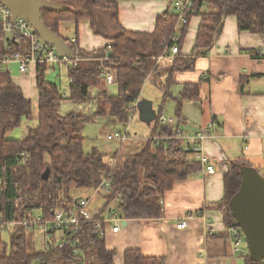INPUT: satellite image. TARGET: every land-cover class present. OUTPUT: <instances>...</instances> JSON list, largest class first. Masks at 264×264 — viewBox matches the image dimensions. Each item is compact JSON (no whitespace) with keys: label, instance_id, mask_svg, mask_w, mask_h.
Segmentation results:
<instances>
[{"label":"trees","instance_id":"trees-1","mask_svg":"<svg viewBox=\"0 0 264 264\" xmlns=\"http://www.w3.org/2000/svg\"><path fill=\"white\" fill-rule=\"evenodd\" d=\"M60 6L54 10L44 9L41 18L47 29L71 45L74 57L81 59L68 68L70 95L64 98L58 83L48 82L46 63L37 68L36 88L39 93V123L30 128L24 139H7V132L20 127L24 120H32L33 104L23 90L12 81L4 62L12 53H24V47L7 40L0 25V220L7 222L28 220L41 214L46 220L53 218L55 211L75 204L71 192L77 189H98L103 181H110L106 190L103 210L114 204L125 219L159 220L163 217L162 198L171 191L176 181H184L201 171V165L190 159L184 151V142L177 138V131L159 126L148 138L147 144L138 154L130 155L124 165L119 166L117 157H108L103 152L85 151L83 129L100 116L110 117L123 125L128 123V104L138 102L145 82H152L162 93V100L173 98V79L176 73L193 71L199 55L209 53L224 30L228 17L237 18L241 31L264 35V0H195L198 16L202 17L196 45L190 57L177 56L173 62L159 63V57L168 54L178 36L180 50L184 44L189 22L179 33L180 16L168 13L159 16L153 33L123 30L118 16V0H48ZM139 1V0H134ZM108 13L118 33L107 38L110 46L88 53L77 43L63 37L61 25L68 22L79 24L82 20L91 22L96 34L105 36L104 20L98 14ZM107 37V36H106ZM10 47L12 49H10ZM99 56L108 57L106 64L118 73V95L110 97L100 73ZM3 66V67H2ZM2 67V68H1ZM164 78V79H163ZM98 89L99 98H93L92 90ZM201 85L185 83L177 100L176 117L184 124L181 114L186 99L199 100ZM81 104L98 102L94 114L72 111L61 115L58 111L63 101ZM161 110L158 114H161ZM170 140L156 143L154 137ZM109 159H115L111 165ZM253 168L246 159L229 163L224 176L225 195L218 204L224 213L227 227H239L234 219L231 204L242 189L243 169ZM85 248L88 264H115V251L107 249L93 224H84ZM10 244L0 240V264H50L62 262L75 264L80 261L68 248L53 247L48 252L29 253L26 229L20 228ZM125 264H167L165 258L145 257L139 250L131 249L124 254ZM248 264L254 262L250 255Z\"/></svg>","mask_w":264,"mask_h":264},{"label":"crops","instance_id":"crops-1","mask_svg":"<svg viewBox=\"0 0 264 264\" xmlns=\"http://www.w3.org/2000/svg\"><path fill=\"white\" fill-rule=\"evenodd\" d=\"M118 1V16L123 30L153 33L157 18L168 14L169 6L176 0ZM98 16L105 22L102 29L105 36L96 34L89 20H82L78 25L64 23L60 31L68 40L76 37L81 49L88 53L108 47L111 40L107 38L114 37L119 30L115 29L108 13L100 12ZM201 21V16L190 21L180 56L192 55ZM178 31H183L182 26ZM5 35L7 40L22 45L26 53L27 47L22 41L7 33ZM12 64L15 63L5 67ZM19 74L11 76L12 81L33 104V119L26 125L28 131L39 123L37 68L31 66L26 77ZM152 81L151 77L146 82L158 88ZM173 82L174 97L164 102L160 93L162 106L158 110L143 91L137 103L142 100L152 102L156 119L150 124L142 122L152 129L150 136L159 128L157 115L160 110L166 116H174L177 119L174 127L183 129L189 136L215 122L210 137L202 143L216 170L215 174L199 175L201 170L187 180L176 181L173 189L162 198L163 217L159 220L131 219L123 222L119 232H108L106 247L116 252L115 264H125L124 254L131 249L139 250L145 257L165 258L167 264H248L247 256L234 253L225 216L218 204L224 199V176L231 161L246 158L264 176V35L241 31L237 18L228 17L223 33L212 50L198 56L193 71L176 73ZM185 83H199L201 92L199 100L186 99L183 102L181 114L184 124L181 125L175 114L178 105L175 98L179 97ZM95 90L98 92V89ZM107 92L110 97L117 96L118 88L108 87ZM64 95L69 96L70 92ZM170 100L172 112L166 114L163 106ZM136 114L139 115L138 108ZM184 220L186 229L176 228ZM27 247L29 250L28 241ZM44 250L45 246L40 252Z\"/></svg>","mask_w":264,"mask_h":264},{"label":"built area","instance_id":"built-area-1","mask_svg":"<svg viewBox=\"0 0 264 264\" xmlns=\"http://www.w3.org/2000/svg\"><path fill=\"white\" fill-rule=\"evenodd\" d=\"M194 4L195 0H176L169 6L168 13L179 14L180 26L183 27L189 22V15L194 18L199 14L198 8L195 9ZM0 25L5 33L22 41L27 47L26 53L15 51L11 57H7L6 61H1L4 64H11L12 62L18 64L21 75H27L31 66L38 68V65L41 63H46L51 68V66L69 65L81 60L78 59V56L74 57V52L73 59L70 60L67 57L59 55L53 47L46 46L43 48L41 39L31 24L26 19L14 20L10 9L3 4H0ZM70 41L77 43V38L73 37ZM172 42L174 44L169 48L168 54L159 57V63L163 61L173 62L180 55L181 50L178 36H174ZM96 59L101 64L100 73L106 86L117 87L118 73L113 67L106 64L109 60L108 57L101 56ZM67 97V95H64V98ZM137 104V102L128 104L127 109H137ZM134 116V114L128 113V123L125 125L127 131ZM157 120L159 126H167L178 132L177 138L184 142V151H188L190 159L199 163L202 167V171L198 173L199 175L215 174L216 170L211 159L202 148V143L206 138L210 137L211 131L215 127V122L210 123L207 128L200 129L194 136H189L183 129L174 127L177 122L174 116L169 117L161 113L158 114ZM107 137L109 140L117 139L123 143L128 140L129 132L125 134L116 132L113 135L108 134ZM154 139L156 143L160 144V142H164L166 145L170 140L169 137L160 138L158 136H155ZM109 185L110 181H103L99 188L95 189V192L99 193L101 190L106 191L110 188ZM75 202L73 205L69 204L64 208H59V210L54 212L53 218L50 220L44 219L41 214L35 215L28 220H16L12 222H7L2 218L0 220V233L6 230L16 232L20 228L26 229V232L31 231V229H38L44 233L45 252H48L53 247L68 248L73 246V250L71 251L72 255L81 259L75 264H88L89 259L87 258L85 250L87 245L85 244L86 232L84 230V224H93V228L98 231L99 237L105 239L109 231L113 233L119 232L123 222H126L128 219L120 215L115 206H110L105 211L102 210L95 213L88 208L90 204L89 199H79ZM176 228L179 230L186 229V221L179 222ZM227 231L229 233V240L233 245L234 253L242 257L249 256L247 241H245L241 227L231 226L228 227Z\"/></svg>","mask_w":264,"mask_h":264},{"label":"rangeland","instance_id":"rangeland-1","mask_svg":"<svg viewBox=\"0 0 264 264\" xmlns=\"http://www.w3.org/2000/svg\"><path fill=\"white\" fill-rule=\"evenodd\" d=\"M75 29L72 28L71 31L75 33ZM64 35V34H62ZM69 35L72 33L69 32ZM64 37V36H63ZM110 46V45H109ZM101 57V56H99ZM79 59V58H78ZM99 61V60H98ZM78 62V61H77ZM72 66V64L66 65L63 64L59 67V65L51 66L46 73L45 77L48 82L51 83H58L61 88V91L64 93L70 92V81L68 76V68ZM7 69H9L11 76L14 74H19V66L18 64L8 65ZM21 75V74H19ZM26 77L27 75H23ZM164 79V78H163ZM103 85L106 86L105 82ZM173 89L174 88V85ZM111 89L118 88L116 86L109 87ZM172 89V93H174ZM144 95L151 100L154 104L156 110H158L162 106V100L160 95V90L157 87L151 85V83L146 82L144 84ZM142 91V93H143ZM99 92V91H98ZM98 92L94 89L92 90L93 98H99ZM142 95V94H141ZM99 104L96 101L92 103L81 104L73 101H63L61 105L58 107V111L61 115H66L71 113L72 111L81 112L82 114H94L97 111ZM172 100L168 101L163 107L166 114H171ZM36 108V105L35 107ZM90 110V111H89ZM158 116V115H157ZM31 120H24L20 127L14 128V130L7 132V139L14 140V139H24L28 135V131H26V125L30 124ZM83 136H84V145L86 152H92L94 150L101 151L106 154L108 157L119 159V166L121 167L124 164V161L130 156L134 154H138L143 150V147L147 144V140L152 133V129L141 122L140 116L135 115L133 120L128 126V131L126 130L125 125L121 124L120 122L110 118V117H103L100 116L96 119L95 122H91L85 125L83 129ZM116 132L125 134L129 132V138L126 142L121 143L120 140L114 139L109 140L108 134H114ZM111 165L115 164V159H109ZM1 183V180H0ZM106 191L101 190L99 193L95 192V189H77L71 192V197L74 200L89 199V206L88 208L92 211L101 210L106 204ZM111 206H114L112 204ZM16 237V233L14 231L6 230L0 233V240L6 244H10L11 238ZM32 238V240H30ZM29 252H40L44 249V233L38 229H31L27 236ZM50 264H63L62 262L50 263Z\"/></svg>","mask_w":264,"mask_h":264},{"label":"water","instance_id":"water-1","mask_svg":"<svg viewBox=\"0 0 264 264\" xmlns=\"http://www.w3.org/2000/svg\"><path fill=\"white\" fill-rule=\"evenodd\" d=\"M0 4L10 9L14 20L26 19L31 24L43 48L53 47L59 55L73 59L71 45L50 32L41 18L42 10L60 6L48 0H0ZM152 106V102L145 100L137 104L141 122L150 124L156 119ZM242 173V189L234 197L231 209L247 241L251 260L260 263L264 260V176L254 168L244 167Z\"/></svg>","mask_w":264,"mask_h":264}]
</instances>
